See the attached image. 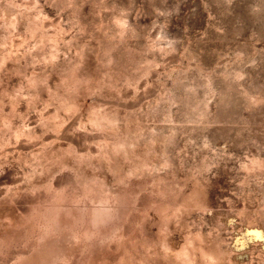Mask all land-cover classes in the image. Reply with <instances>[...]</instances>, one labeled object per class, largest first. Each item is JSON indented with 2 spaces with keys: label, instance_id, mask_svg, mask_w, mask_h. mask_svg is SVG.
<instances>
[{
  "label": "rangeland",
  "instance_id": "1",
  "mask_svg": "<svg viewBox=\"0 0 264 264\" xmlns=\"http://www.w3.org/2000/svg\"><path fill=\"white\" fill-rule=\"evenodd\" d=\"M0 264H264V0H0Z\"/></svg>",
  "mask_w": 264,
  "mask_h": 264
}]
</instances>
